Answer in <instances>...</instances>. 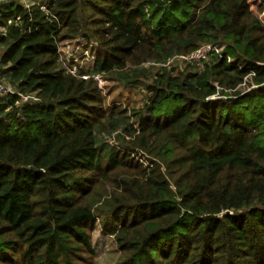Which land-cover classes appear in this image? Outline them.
<instances>
[{"label": "trees", "instance_id": "1", "mask_svg": "<svg viewBox=\"0 0 264 264\" xmlns=\"http://www.w3.org/2000/svg\"><path fill=\"white\" fill-rule=\"evenodd\" d=\"M0 1L16 90L0 97V264H96L98 222L115 264H264V25L247 0ZM66 41L89 68L66 69ZM203 44L220 50L202 66L170 64ZM93 74L143 103L106 107Z\"/></svg>", "mask_w": 264, "mask_h": 264}, {"label": "rangeland", "instance_id": "2", "mask_svg": "<svg viewBox=\"0 0 264 264\" xmlns=\"http://www.w3.org/2000/svg\"><path fill=\"white\" fill-rule=\"evenodd\" d=\"M26 3L31 2H45L47 0H24ZM251 11L256 15L261 23L264 25V0H247ZM78 45L66 41L61 44V56L68 59L70 64L76 65L79 69H87L90 67V61L85 59L78 50ZM184 61L179 57H175L170 61L172 66L176 68H183ZM194 65L202 66L203 60L193 61ZM151 66L150 63H146L145 67ZM7 82L6 79H3ZM146 82H150L152 77L149 75L145 77ZM97 84L102 95L105 98L106 107L111 104H116L122 107H139L143 103V90L140 86L130 85L125 82L113 80L102 76L98 79ZM243 87H246L243 86ZM241 87V88H243ZM92 243L96 250V257L94 259L96 264H115L118 253L114 238L111 234L105 233L103 226L98 222L96 223L95 229L92 232Z\"/></svg>", "mask_w": 264, "mask_h": 264}, {"label": "built area", "instance_id": "3", "mask_svg": "<svg viewBox=\"0 0 264 264\" xmlns=\"http://www.w3.org/2000/svg\"><path fill=\"white\" fill-rule=\"evenodd\" d=\"M18 1H20L21 3H23L26 6H29V4L32 3V2L31 3H26L24 0H18ZM41 7L45 8L44 5H41ZM14 23L17 24L18 23V19H15ZM211 50H214L215 52H218L220 50V48H216V46L211 45V44H203V45L199 46L198 49L196 51L192 52V53L180 54V55L175 56V57H179L184 62H193V61L206 60L207 59V53L210 52ZM84 53H85V56H86L85 59L89 60L91 58V56H90L91 53L87 49H85ZM175 57H173V58H175ZM63 65L66 67V69L69 72H71L73 74H76L78 72V70H79V68L76 65L74 66L73 64H69V61L66 58L63 60ZM91 76L97 81H98V79H100V76L98 74L97 75L93 74ZM83 77L86 78L87 75H84ZM244 79L246 80V78H244ZM245 85H246V81L241 83V87H243ZM11 93H16V90L10 84H8L5 81L0 79V97L3 96V95L11 94ZM22 98L24 100H27V101H32V100L36 99L34 95H25Z\"/></svg>", "mask_w": 264, "mask_h": 264}, {"label": "water", "instance_id": "4", "mask_svg": "<svg viewBox=\"0 0 264 264\" xmlns=\"http://www.w3.org/2000/svg\"><path fill=\"white\" fill-rule=\"evenodd\" d=\"M0 2H1V1H0ZM30 169H31V170H34L35 168H34V167H32V166H30Z\"/></svg>", "mask_w": 264, "mask_h": 264}]
</instances>
